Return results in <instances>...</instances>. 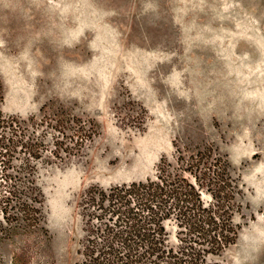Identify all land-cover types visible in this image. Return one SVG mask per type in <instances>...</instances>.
Instances as JSON below:
<instances>
[{"label": "rangeland", "instance_id": "374dc122", "mask_svg": "<svg viewBox=\"0 0 264 264\" xmlns=\"http://www.w3.org/2000/svg\"><path fill=\"white\" fill-rule=\"evenodd\" d=\"M0 111L23 127L0 264H90L118 240L110 187L195 151L239 225L200 264H264V0H0Z\"/></svg>", "mask_w": 264, "mask_h": 264}, {"label": "trees", "instance_id": "16d2710c", "mask_svg": "<svg viewBox=\"0 0 264 264\" xmlns=\"http://www.w3.org/2000/svg\"><path fill=\"white\" fill-rule=\"evenodd\" d=\"M21 125L0 111V163L6 166L4 154L14 146L22 145ZM6 130V132H5ZM14 132L15 139H12ZM28 152V151H27ZM195 151L187 154L184 166L179 167L178 152L174 165L157 166L152 177L144 180L120 183L110 187L106 198L114 201L111 216L116 225L118 240L106 244L102 255H93L90 264H200L208 253H217L234 241L239 225L232 220V211L218 212L225 205L221 189L229 182L224 171L223 160L216 155ZM192 173L193 181L185 175ZM6 178L9 175L5 174ZM228 181V182H227ZM0 190V205L6 212L7 199L15 196L12 181ZM209 189L211 198L204 203L200 198V187ZM234 187V183H230ZM222 192V195L220 194ZM11 204H9V208ZM23 208V207H22ZM24 209V208H23ZM228 209V210H227ZM172 218L183 225L177 235L178 242L168 240L162 221Z\"/></svg>", "mask_w": 264, "mask_h": 264}]
</instances>
